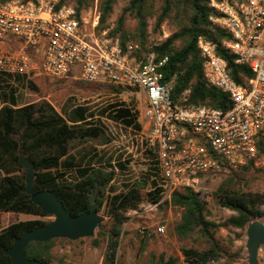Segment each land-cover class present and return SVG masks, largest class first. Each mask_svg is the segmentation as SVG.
Here are the masks:
<instances>
[{"label":"trees","instance_id":"obj_1","mask_svg":"<svg viewBox=\"0 0 264 264\" xmlns=\"http://www.w3.org/2000/svg\"><path fill=\"white\" fill-rule=\"evenodd\" d=\"M8 1V0H4ZM68 0H61L57 7H62ZM221 2L223 0H215ZM212 0H131L118 20V26L110 32L111 37L120 38L125 47L129 41L138 44L142 50L148 45L149 20L156 19L155 30L172 21L177 31L161 45L155 46L160 56H168L169 62L164 69V82L173 81L175 102L185 99L187 106H210L228 110L232 106L230 95L210 86L204 74L203 58L198 48L200 38H205L216 46L217 54L228 63L234 81L245 85V80L254 76L248 66L237 65L235 56L223 46L230 40L227 33L210 22L213 15ZM118 0H99L100 26L103 31L109 28L108 22ZM95 0H78L77 14L94 7ZM127 16L138 20V28L131 35L124 31ZM18 82L38 90L28 76L16 77ZM67 80V79H63ZM79 83L94 85L96 91L120 95L123 88L110 84H94L85 81ZM10 88V90H8ZM111 109H114L110 112ZM115 122L128 127L137 126V118L131 108L121 105L111 106L102 112ZM114 138L106 126L96 119L87 106L71 108L67 117L61 114L49 101L19 105L17 89L8 85L0 91V213L25 214L42 218H52L38 206L30 203V196L23 192L26 187V170L20 164V155H24L35 164L36 191H53L62 200L72 216L89 213L92 210L103 212L108 223L97 230L93 244L100 247L108 239L109 251L104 264H125L118 257L124 225L131 218L130 211H137L142 206L156 205L162 199V189L152 180L151 175L127 185L122 191L114 190L113 182L118 170L125 171L127 164L96 167L92 162L82 165L76 162L72 153L88 143L107 146ZM152 157L156 155L148 152ZM77 173L74 180L70 177ZM218 177V176H214ZM225 181L215 196H220L222 208L234 212L225 223L219 224L209 215V203L204 195L193 188H184L173 193L172 209L181 212V218L175 225V233L181 240L200 236L204 238L207 249L183 248L186 264H208L211 260L234 264L240 253H231L230 248L217 237L221 227H232L239 231L236 239L244 237L248 225L256 220H264V193H239L237 186L249 185L252 181L264 177V169L247 166L241 171L220 175ZM222 194V195H220ZM160 209H170L168 203ZM52 220L35 219L16 221L0 232V264H13L6 251L12 247L16 238L28 231L46 225ZM67 240V239H66ZM60 239L46 243H31L26 254L29 259L52 264L54 249ZM234 243V240H231ZM178 260L159 258L152 254L146 262L138 264H178Z\"/></svg>","mask_w":264,"mask_h":264},{"label":"built area","instance_id":"obj_2","mask_svg":"<svg viewBox=\"0 0 264 264\" xmlns=\"http://www.w3.org/2000/svg\"><path fill=\"white\" fill-rule=\"evenodd\" d=\"M57 5L55 0H0V75L71 77L144 91L143 139L146 151L156 155L157 187L162 189L161 201L149 208L168 203L172 209L175 191L199 190L201 180L208 177L247 166L264 169V0L210 4L211 24L230 37L224 48L237 65L248 66L254 74L238 85L216 46L199 39L205 79L230 95L228 110L187 106L185 99L175 102L173 81L164 82L169 57L160 56L151 45L138 56V44L129 41L124 47L119 38L100 31L98 5L91 17ZM158 232L165 235L167 225Z\"/></svg>","mask_w":264,"mask_h":264},{"label":"rangeland","instance_id":"obj_3","mask_svg":"<svg viewBox=\"0 0 264 264\" xmlns=\"http://www.w3.org/2000/svg\"><path fill=\"white\" fill-rule=\"evenodd\" d=\"M58 4L61 0H55ZM78 0H68L65 6L77 7ZM131 0H118L114 12L108 22L109 32L115 30L118 26V20L123 15L125 8ZM99 8V0H95L94 7L83 11V15L91 17L94 15L96 7ZM156 19L149 20L148 28V45L156 46L165 42L177 29L172 21L166 22L161 30H155ZM138 28V20L133 16H127L124 31L133 35ZM120 39V38H119ZM30 80L34 82L38 90L29 87L26 82H18L16 78L5 77L0 75V91L11 85L17 89L19 105L23 106L39 102L43 99L49 101L61 114L67 117L71 108L78 106H87L95 115L96 119L106 126L109 134L114 138L113 143L107 146H98L94 143H88L84 147L75 150L72 155L76 162L87 165L92 162L96 167L101 166L109 169V165H116L119 162L129 163L125 171L118 170V176L112 187L114 190L122 191L127 185L133 184L137 180L145 179L151 175L152 180L158 184L159 175L157 171L156 157H152L147 151L144 143L145 124L143 112L146 107V94L144 91L125 89L120 95L110 94L102 90L96 91L94 85L79 83L74 78L54 79L42 75H32ZM10 90V88L8 89ZM121 105L133 110L136 115L137 126L128 127L102 116L104 109L111 106ZM114 109H111L113 111ZM77 178V173L70 177ZM1 180V176H0ZM224 177H208L201 180L199 191L204 195L209 203L210 218L219 224L225 223L234 212L222 208L220 196H215ZM236 191L239 193H264V177L252 181L249 185L241 184L237 186ZM222 195V194H220ZM108 223V217L104 215ZM128 216L131 220L124 225L123 234L120 241L118 257L125 264H138L146 262L154 254L158 258L165 255L166 259H177L178 264H184L185 258L183 248H195L198 250L207 249L204 238L195 236L187 240H181L175 233V225L180 221L181 212L175 209L149 208L142 206L137 211H130ZM43 219L46 221L53 218H42L25 214L0 213V232L16 221H29ZM264 223V220H260ZM167 225V233L160 235L158 228ZM145 230L142 234L140 230ZM238 230L229 227H221L217 230V237L223 244L230 248L231 253H240L239 259L234 264H248V252L246 248V231L244 237L236 239ZM87 238L78 241H69L60 239L54 249V260L52 264H104L106 254L109 251L108 239L102 242L100 247H95L94 239ZM234 240V243H231ZM225 260L219 262L224 264ZM258 264H264V248L259 252Z\"/></svg>","mask_w":264,"mask_h":264},{"label":"water","instance_id":"obj_4","mask_svg":"<svg viewBox=\"0 0 264 264\" xmlns=\"http://www.w3.org/2000/svg\"><path fill=\"white\" fill-rule=\"evenodd\" d=\"M20 164L27 174L23 192L30 196L31 204L38 206L53 220L15 239L12 247L6 251L13 264H47L27 257L26 250L31 243H46L56 239L78 241L96 236L97 230L106 221L101 213L92 210L89 213L72 216L65 203L53 191H36L35 164L22 154ZM246 237L248 264H258L259 252L264 248V223L260 220L251 222L247 227Z\"/></svg>","mask_w":264,"mask_h":264}]
</instances>
